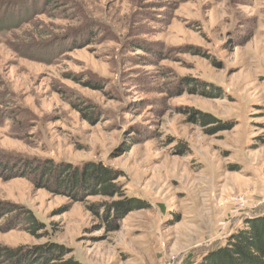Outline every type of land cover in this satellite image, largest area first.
<instances>
[{"label": "rangeland", "instance_id": "rangeland-1", "mask_svg": "<svg viewBox=\"0 0 264 264\" xmlns=\"http://www.w3.org/2000/svg\"><path fill=\"white\" fill-rule=\"evenodd\" d=\"M48 158L106 165L142 203L111 217L123 197L95 179L70 196ZM0 203L44 226L2 216L0 247L217 264L264 212V0H0Z\"/></svg>", "mask_w": 264, "mask_h": 264}, {"label": "trees", "instance_id": "trees-1", "mask_svg": "<svg viewBox=\"0 0 264 264\" xmlns=\"http://www.w3.org/2000/svg\"><path fill=\"white\" fill-rule=\"evenodd\" d=\"M90 107L91 106L87 107L84 111L88 116H91L93 113H90ZM200 117H202L204 122L208 118L207 115H200ZM34 164H38V166L43 167L47 171L43 179L47 178L50 173L63 172L62 174H64V176L66 175V177L64 180H62V177L59 180L67 183L66 192L72 191L69 192L70 196L75 198H77L78 195L73 194V191L79 187L85 186L90 179H95L98 182V194L104 196L118 195L123 197L122 202L111 203V209L109 208L107 210V214H111V217L112 211L119 209L115 207H119L120 205L121 207H138V205L142 203L141 200L126 196L120 189L121 187H117L116 184H113L112 181L120 174H115L114 169L99 162L91 161L89 163L84 162L77 165L68 162H58L48 158L42 159V161L35 162ZM28 170H30V168L26 166L24 171ZM35 170L31 171L33 175L35 174ZM77 174H83L82 182L80 184V182L74 181L72 185L71 178L73 175V178H76L77 176L75 175ZM28 176L31 175L28 174ZM67 176L69 177L67 178ZM104 212L106 213V210H104ZM14 213L17 216H14ZM5 215L8 217L4 219L3 224H8L9 221L18 223L19 220L23 219V224L19 226L23 230L36 233L44 229L43 224L39 222L33 213L22 206H3V204L0 203V219ZM21 250V248L10 249L0 247V264H80L71 256L63 260L62 256L68 253V251L62 245L56 243H47L43 245V247L33 248L30 250V254L28 252L22 253ZM212 251L215 252L213 256L204 258L206 262L214 259L218 261L217 264H264V212L258 217L245 220L244 228H238L235 232L226 237L223 244L218 245Z\"/></svg>", "mask_w": 264, "mask_h": 264}]
</instances>
